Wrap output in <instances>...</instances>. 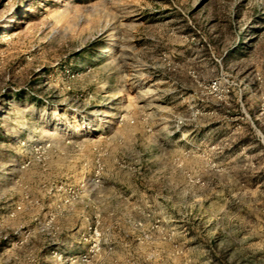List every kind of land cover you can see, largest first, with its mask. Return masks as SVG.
Instances as JSON below:
<instances>
[{
    "label": "rangeland",
    "instance_id": "obj_1",
    "mask_svg": "<svg viewBox=\"0 0 264 264\" xmlns=\"http://www.w3.org/2000/svg\"><path fill=\"white\" fill-rule=\"evenodd\" d=\"M0 264H264V0H0Z\"/></svg>",
    "mask_w": 264,
    "mask_h": 264
}]
</instances>
